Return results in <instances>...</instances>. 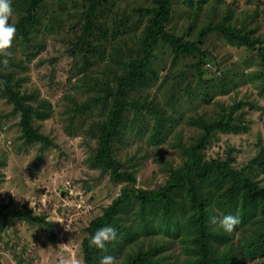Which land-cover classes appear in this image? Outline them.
I'll use <instances>...</instances> for the list:
<instances>
[{
  "label": "trees",
  "instance_id": "16d2710c",
  "mask_svg": "<svg viewBox=\"0 0 264 264\" xmlns=\"http://www.w3.org/2000/svg\"><path fill=\"white\" fill-rule=\"evenodd\" d=\"M49 1H12L17 19L14 21L12 16L10 23L15 24L17 34L9 49L7 67L0 65V82H6L0 83V90L13 103L14 111L20 113L21 137L28 143L42 141V147L52 140L40 131L36 119L46 118L48 113L31 102V94L21 90L23 78H16L15 68L24 66L22 59L15 60L13 49L31 43L44 14L50 16L52 24L58 21L63 25L57 9L49 8ZM106 1L86 0L81 12L83 23L68 49L71 54L82 56L79 70L94 90L79 109L93 103L106 107L104 118L95 122L99 133L92 149L93 159L109 172L112 181L122 184L120 193L85 228L87 235L82 239L85 264H99L105 255L116 257L119 264H245L246 257L254 255L262 257L264 263V181L258 175L264 170V138L258 136V151L241 165L234 143H219L221 149L212 153L214 144L223 135L251 128L254 119L249 115L260 108V103L249 96L250 92L230 103L222 100V95L237 91L238 73L223 69L222 75L214 77L204 65L212 53L202 47L208 34L215 31L229 43L257 49L260 67L249 74L252 79H259V93H264V36L257 33V26H248L237 17L233 19L234 9L230 6L222 19L204 25L198 36L178 33L168 26L174 0H150L149 5L138 8L147 11L149 17L145 24H136L129 33L124 28L125 20L110 22L100 18L105 13ZM186 1L195 18L207 2ZM164 47L173 55V64L180 57L191 56L187 68L192 69V79L199 87L191 90L192 80L185 86L179 81L177 86L184 87L193 103L197 100L204 105L215 104L212 112L199 111L195 105V112L185 115L177 105L180 98L176 92L171 97L161 87L151 90L160 79L157 62ZM104 61L109 65L101 70L102 75L87 76L91 66ZM186 71L181 69L182 75ZM244 73L243 70L242 78ZM185 125L200 129L191 142L183 139ZM171 138L180 150L182 160L178 164L161 151ZM132 142H141L138 148L154 147L166 163L167 177L158 187L137 186L135 164L140 157L136 152H130L126 160L120 156V147ZM226 214H239L242 218L232 234L225 233L218 224L209 223L210 217ZM11 218L47 224L54 244L57 243L54 224L45 215L0 202V232L10 225ZM106 225L116 229L117 239L104 250L90 246L91 236ZM173 244H178L181 252L170 250Z\"/></svg>",
  "mask_w": 264,
  "mask_h": 264
},
{
  "label": "rangeland",
  "instance_id": "374dc122",
  "mask_svg": "<svg viewBox=\"0 0 264 264\" xmlns=\"http://www.w3.org/2000/svg\"><path fill=\"white\" fill-rule=\"evenodd\" d=\"M85 3L86 0H50L49 8L57 9L63 25L58 21L52 24L50 16L44 14L38 25L39 32H35L31 43L13 49L15 60L22 59L24 66L15 68L16 78H23L21 90L31 94V102L48 113L46 118H37L36 124L52 143L42 147V141H24L20 113L14 111L13 103L0 90V202L9 203L11 208H31L34 213L45 215L47 220H62L64 223L53 221L57 240L54 244L47 224L11 218L10 225L0 232V264H59L61 256L72 253L85 264L82 248V239L87 235L85 228L121 191L122 184L112 181L109 172L96 164L92 156L99 133L95 122L104 118L106 107L93 103L84 110L79 109L94 90L89 79L79 70L82 56L73 55L68 49L83 23L81 12ZM149 4L150 0H107L105 13L100 18H107L110 22L112 19L125 20L124 28L130 33L136 24L142 26L146 23L147 11L138 8ZM229 6L234 9L233 19L237 17L248 26H257V33L264 36V4L261 0H207L196 18L191 16L192 6L186 0H174L173 16L168 26L193 38L210 21L222 19ZM16 19L17 15L13 13V20ZM202 47L212 53L204 65L214 77L222 75L223 69L238 73L236 79L240 85L237 91L222 95V100L230 103L250 92L249 96L260 103V108L249 115L254 123L248 131L223 135L220 141L214 142V154L221 149L219 143L223 145L229 141L236 144V157L241 165L258 151V136L264 138V93H259V79H252L249 74L260 67V55L257 49L229 43L215 31L208 34ZM162 51L157 62L160 79L151 90L161 87V91L171 97L176 92L180 98L177 105L185 115L193 114L195 105L199 111L207 109L212 112L215 104L204 105L197 100L193 103L184 87L179 89L177 86L179 81L185 86L194 80L192 69L187 68L191 56L180 57L173 64V55L167 47ZM108 65L105 61L97 62L90 68L98 71L92 72L89 68L86 74L100 76L101 70ZM184 68L187 71L182 75L181 69ZM243 70L246 74L242 78ZM198 87L199 84L193 81L191 90ZM199 132L196 126L182 127L183 139L188 142ZM173 140L171 138V142L162 146L161 151L178 164L182 159ZM139 143L122 145L120 156L126 160L130 152H136L140 157L135 164L138 168L137 186L158 187L166 180V163L154 147L142 145L138 148ZM258 175L264 181V170ZM170 250L181 252L178 244H173ZM244 263L264 264L258 255L247 256Z\"/></svg>",
  "mask_w": 264,
  "mask_h": 264
},
{
  "label": "clouds",
  "instance_id": "9594fccd",
  "mask_svg": "<svg viewBox=\"0 0 264 264\" xmlns=\"http://www.w3.org/2000/svg\"><path fill=\"white\" fill-rule=\"evenodd\" d=\"M13 16L12 0H0V57L5 59L0 60V65L7 67L10 56L9 49L12 47L13 41L16 38L17 29L15 24L10 23ZM6 83V82H0ZM64 223L62 220H53ZM52 221V222H53ZM242 222L239 214H226L221 217L212 216L209 219L211 225H219L220 228L227 234H232L238 225ZM117 239V231L112 226H103L99 228L90 238L89 244L97 249H106V246ZM59 264H83V261L76 256L75 253L67 257L61 256ZM99 264H119L116 257L105 255L100 259Z\"/></svg>",
  "mask_w": 264,
  "mask_h": 264
}]
</instances>
